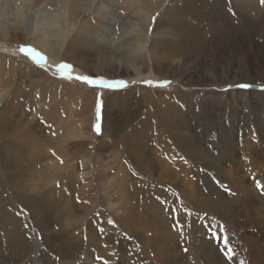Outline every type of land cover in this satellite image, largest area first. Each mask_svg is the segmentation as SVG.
Instances as JSON below:
<instances>
[{
    "label": "rangeland",
    "instance_id": "374dc122",
    "mask_svg": "<svg viewBox=\"0 0 264 264\" xmlns=\"http://www.w3.org/2000/svg\"><path fill=\"white\" fill-rule=\"evenodd\" d=\"M179 1L164 0L150 27L154 16L158 19L163 9ZM111 18L115 21L104 26V38L114 40L111 51H116L135 39L124 36L128 26L123 22L135 17ZM183 19L197 22L196 28L169 31L168 40L200 41L199 48L168 45L160 66L143 67L140 75L101 61L93 51L77 56L79 60L73 57L76 64L69 58L59 61L72 65L65 76H105L127 85L111 91H96L36 67L33 61L42 63L44 57L24 49L33 61L24 58L19 48L32 45L21 31L10 30L0 40L9 52L0 51V160L10 157L14 175L7 180L0 165V211L4 210L0 219L5 214L0 221V262L121 264L123 259L125 264H264V194L255 185L264 181V39L245 28V19L247 27L257 23L254 17ZM104 44L102 55L109 53ZM46 57L48 65L56 64ZM146 81L168 84L149 87ZM240 83L252 87H235ZM80 93L91 95L86 107L78 99ZM97 96L102 98L99 134L94 129ZM54 107L60 109L58 128L44 122ZM72 121L78 125L62 144L58 136L65 137L63 123ZM25 133L30 140H25ZM37 154L43 157L31 159ZM58 175L73 178V193L59 189ZM124 179H133L149 200L159 199V191L178 200L179 206H165L161 212L163 217L183 216L181 223L177 219L167 223L172 230L176 224L179 228V251L170 253L177 257L172 262L157 254L147 258L140 241L152 246L154 238L147 240L134 229L123 228L115 218L126 213L118 210L116 215L105 205L99 183L113 193L120 191ZM73 220L83 234L76 243L69 237L68 224ZM89 236L97 238L96 246L84 244ZM74 250L80 256L70 259ZM82 254L92 259L86 263Z\"/></svg>",
    "mask_w": 264,
    "mask_h": 264
},
{
    "label": "bare ground",
    "instance_id": "6f19581e",
    "mask_svg": "<svg viewBox=\"0 0 264 264\" xmlns=\"http://www.w3.org/2000/svg\"><path fill=\"white\" fill-rule=\"evenodd\" d=\"M163 2L164 0H0V40L4 41L10 30L21 31L27 36L29 44H31L35 49H38L42 54L48 56L54 63L67 60V58H69V61L76 64V60L73 57L77 58V56L85 53L86 51H93L99 58H101V61L104 60L103 62L118 65L119 68L120 66L121 68L125 67V73H132L137 76L142 74L141 68L143 67H159L161 61L166 58L168 45L180 48H184L185 45H187V47L192 46L196 49L199 48L200 41L191 43L187 42L188 40L185 38H180L174 43H171L168 40L167 34L169 31H189L190 29L196 28L197 22L186 23L183 17H195V20L203 17H254L257 23L253 26L248 25L247 27L246 24L248 20L245 19V28H247V30L251 29L250 32H252L251 34L255 37L264 39V5H261L260 2L257 3L258 0H181L172 5L171 8L167 7L166 10L163 9L159 13L158 19L156 20L155 26L151 32V36L149 37L148 29L151 24V17L153 14L158 12L157 10L162 8ZM212 2L217 4L213 5ZM226 10L231 11L226 13ZM250 12L252 15H250ZM116 13H118L121 17H135L132 18V20H123V22H125L128 26L127 33H125L124 36H134L135 39H129L128 44L120 45L116 51H111L114 40L109 37L106 39L104 38L106 33L103 28L106 24L108 25V23L110 24V22L115 21V18L111 17H119V15L116 16ZM7 19H10V23L7 22ZM103 42H105L104 46H107L109 49V53L105 55H102L104 53V51H102ZM202 42L203 40L201 43ZM4 47L5 46L0 45V51L3 52V50H5L7 52L8 49ZM122 64L124 66H122ZM150 75L151 73H148L146 76ZM66 92L67 89H65V93ZM78 97L79 101L81 100L84 106L91 100L90 93L87 95L80 93ZM110 100L113 101L114 98L110 97ZM12 106L14 107V105ZM59 113L60 109L57 107H54V109L52 108L49 115L44 117V122L47 125L53 124L56 125V127L59 126ZM63 124H65L63 125L65 126L63 129V135L65 137H62V135H59L58 137L60 143L66 144L68 141V132L72 133L73 128H75L78 124H75L74 121L67 124L64 122ZM0 127H3V125L0 124ZM56 134H58V132H56ZM24 138L26 141L30 140L27 134ZM53 141H55V138ZM34 144L37 143L33 142V145ZM23 150L26 152L25 149ZM137 151H139V149ZM42 157V154L31 155V159L34 160ZM9 159L3 158L0 160V165L5 172V176H7V180H12L14 175L11 173V168H9ZM39 169L41 174H46L45 169ZM55 179L60 180L59 189L73 193L74 183L72 182L73 180H71L73 178L70 176L58 175ZM107 179L109 178L106 177L105 182L107 181L108 183L109 180ZM150 179L157 182L158 178L151 177ZM99 186L101 188L100 195L105 202V205L110 210H113L116 215L120 213L118 210H122L126 213L125 217L115 218L123 228H126L128 231H132L134 229L137 235L141 234L147 240L154 238L152 246L149 245L151 242L148 243L140 241L142 244L143 254L146 255L147 258L150 255L151 257H156V254L158 257H161V260H167V262H172V260L177 258L171 254L175 253L173 251H179L177 250L179 246H176V244L179 245L178 242L180 241L178 233L179 228L176 224V227L172 230L171 225H168L167 223H169L172 219H177L176 221L181 223L183 216H170L171 214H167L163 217L165 214L161 213L164 212L163 210L165 206L167 209H169L170 205L172 207L179 206L178 200L175 199L176 197L170 195V193H163L164 191H159V193L157 192L159 199L153 198L154 200H149L146 198L147 196L143 194L145 192L139 188L138 184L133 179H128L123 181V183H120V185H118L120 191L118 192L114 191L111 193L106 190L102 182L99 183ZM80 191L82 192V188ZM36 195L38 194L36 193ZM86 196L82 198L86 199ZM117 201H119V208L114 209ZM2 210L3 209H1V211ZM4 216L5 214L3 212L0 221L4 219ZM84 216L86 217L87 214H84ZM34 218L35 217H33V219ZM191 224L192 223H190V225ZM69 226L72 227V231L71 234L68 235L69 237H74V239L70 238L73 239L72 243H76L77 239L83 235H80L81 226L78 227V222L74 220L69 222L68 227ZM152 226H155L156 228H153ZM160 229L161 231L158 232ZM83 241H85V239ZM96 242L97 238L95 236H89L86 238V242L84 244L94 247L96 246ZM169 245H172V247H167ZM149 246L151 248H149ZM152 247H154V249ZM149 250L151 251V254H149ZM82 255L86 263L92 259V256L88 254L86 256L85 254ZM76 256L78 257L80 254L74 250L71 252L69 257L72 259ZM118 262L125 264L126 260L124 261L122 259ZM0 264L3 263L0 262Z\"/></svg>",
    "mask_w": 264,
    "mask_h": 264
},
{
    "label": "snow or ice",
    "instance_id": "6c2138e0",
    "mask_svg": "<svg viewBox=\"0 0 264 264\" xmlns=\"http://www.w3.org/2000/svg\"><path fill=\"white\" fill-rule=\"evenodd\" d=\"M261 5H264V0H260ZM157 17L154 16L152 18V27H150L148 29V34L149 37L151 36V32L155 26V21H156ZM24 49H32L38 53L41 54V52L35 48H33L32 46H28V45H24L21 46L19 48V51L23 54L25 59H31L28 55L24 54ZM44 57V61L42 63H36L34 62L35 66L38 67L41 70L47 71V72H51L54 75L59 74L61 79H75L76 81L89 86L90 88H92L93 90L99 91L101 89H105V90H119V89H123L125 87H127L126 83L123 80H119V79H115V78H107L105 76H96V77H90L88 75H84V76H65V73H68L71 68L72 65L67 63V62H59L56 63L54 66H50L47 64V57L43 54H41ZM146 84V86L149 87H166L168 82H161V83H157V84H153L151 81H146L144 82ZM235 87L239 88V89H248L250 87H252V85L248 84V83H240L235 85ZM262 91H264V89H261ZM101 97L97 96V105H96V120H97V124L94 125V129L95 131L99 134L101 131V126L99 124V120H100V101H101ZM255 185L257 190L261 191V194H264V181H260L257 180L255 181ZM231 194V193H229ZM109 223H112V221H109ZM228 241H225V245L227 247ZM187 251V249H185ZM231 250H229L230 252ZM229 258H231L229 256Z\"/></svg>",
    "mask_w": 264,
    "mask_h": 264
}]
</instances>
